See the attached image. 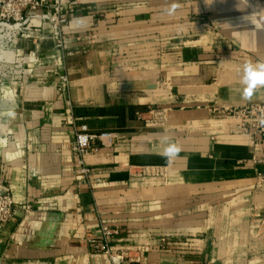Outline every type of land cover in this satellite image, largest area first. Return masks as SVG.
<instances>
[{
    "label": "crops",
    "instance_id": "0c3cea01",
    "mask_svg": "<svg viewBox=\"0 0 264 264\" xmlns=\"http://www.w3.org/2000/svg\"><path fill=\"white\" fill-rule=\"evenodd\" d=\"M173 2L79 0L64 56L45 23L49 65L16 93L0 154L16 206L0 264H111L91 242L104 225L131 248L124 264H264V147L214 110L264 102L241 82L246 61H264V0H175L168 15ZM61 56L67 93L49 71ZM149 105L169 109L165 125L138 118ZM81 127L116 134L87 158L90 183L71 150ZM165 136L182 148L171 163Z\"/></svg>",
    "mask_w": 264,
    "mask_h": 264
},
{
    "label": "built area",
    "instance_id": "2783aa9c",
    "mask_svg": "<svg viewBox=\"0 0 264 264\" xmlns=\"http://www.w3.org/2000/svg\"><path fill=\"white\" fill-rule=\"evenodd\" d=\"M79 0H34L32 1L35 13L42 7L49 13L51 21V37L55 47L64 56L66 41L68 39L66 26L72 18L77 15L76 5ZM38 14H34L37 16ZM35 30H40L36 28ZM55 74L59 76V90L67 93L70 87V77L64 71L62 66V56L54 61ZM220 115L235 120L238 124L237 130L240 133L248 135L256 147H264V124L261 120L264 119V102H250L239 106H224L214 109ZM169 109L158 105H149L137 111V116L142 120L147 127H159L165 125L168 118ZM116 134L112 131L91 132L85 127H81L76 132L75 141L71 144V150L75 155V163L78 166L76 173L79 181L91 182L92 170L88 165L87 158L95 153L100 146H110L113 144ZM130 170L136 175L154 174L160 172L159 167L155 166H134L130 165ZM264 182V173L259 174ZM99 180V179H98ZM15 200L10 187L5 186L0 190V221H8L15 212ZM26 210L30 211L31 206L27 205ZM118 233L117 228H112L107 225L102 227L100 239H91L94 248L100 252L107 254L111 264H124L129 258L128 250L131 248L117 247L109 242V237ZM130 259V258H129Z\"/></svg>",
    "mask_w": 264,
    "mask_h": 264
},
{
    "label": "rangeland",
    "instance_id": "374dc122",
    "mask_svg": "<svg viewBox=\"0 0 264 264\" xmlns=\"http://www.w3.org/2000/svg\"><path fill=\"white\" fill-rule=\"evenodd\" d=\"M32 1L0 0V154L9 142L7 123L10 110L18 101L16 93L24 89L35 72L49 65L45 62L43 43L48 34L44 25L47 23L51 30V21L43 20L44 7L35 13ZM50 38L53 41L51 33ZM53 66L54 61L49 71H55ZM4 187L0 186V190ZM15 213L16 210L8 221L1 220L0 226L8 223Z\"/></svg>",
    "mask_w": 264,
    "mask_h": 264
},
{
    "label": "clouds",
    "instance_id": "9594fccd",
    "mask_svg": "<svg viewBox=\"0 0 264 264\" xmlns=\"http://www.w3.org/2000/svg\"><path fill=\"white\" fill-rule=\"evenodd\" d=\"M180 5L174 2L164 9L168 15H173ZM243 77L242 84L244 85L242 90V98L245 100H251L254 93L258 88L264 87V61L253 63L252 61H246L243 65ZM264 124V119L261 120ZM166 147H164L162 156L167 163H171L175 158L179 156L182 148L174 142H170L167 136L164 137Z\"/></svg>",
    "mask_w": 264,
    "mask_h": 264
}]
</instances>
